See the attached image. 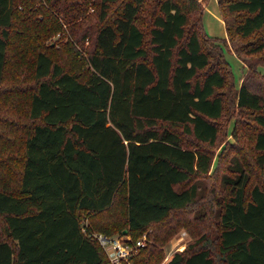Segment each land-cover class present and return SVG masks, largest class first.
Instances as JSON below:
<instances>
[{"label": "trees", "instance_id": "1", "mask_svg": "<svg viewBox=\"0 0 264 264\" xmlns=\"http://www.w3.org/2000/svg\"><path fill=\"white\" fill-rule=\"evenodd\" d=\"M51 2L0 0V88L10 79V61L15 77L35 81L26 91L28 121L2 123L23 127L25 135L18 166L0 165L7 237L0 240V264H108L91 232H125L136 242L172 212L198 202L200 186L184 185L211 172L210 147L220 139L228 104L223 88L229 78L237 84L220 43L227 40L204 28L205 0H78L79 16L92 4L100 20L94 50L76 51L89 69L84 78L79 64H63L40 38L70 22L59 1ZM115 3L121 8L110 17ZM219 4L234 53L248 65L236 102L255 125L253 160L264 182V93L251 88L259 71L247 58L264 51V0ZM39 7L36 31L16 28L18 20L38 18ZM14 31L31 43L16 44ZM238 39L254 40L244 46ZM241 130L233 133L238 144ZM229 167L235 173L224 178L230 195L218 213V234L203 233L169 264H264V187L251 185L252 172L240 159ZM148 245L135 264H157L151 261L157 246L146 256Z\"/></svg>", "mask_w": 264, "mask_h": 264}, {"label": "rangeland", "instance_id": "2", "mask_svg": "<svg viewBox=\"0 0 264 264\" xmlns=\"http://www.w3.org/2000/svg\"><path fill=\"white\" fill-rule=\"evenodd\" d=\"M55 1L57 0H52L51 3L53 4ZM58 1L60 10L66 12V16L70 22L66 25L62 23L63 28L61 31H56L57 33L51 34L48 37L42 35L40 38L44 42L45 47H53V49L59 51L60 62L63 64L65 63L67 66L79 64L81 66L79 71L80 76L84 78L86 72L89 73V69L88 66L84 64L85 62L83 59L78 58L79 56L76 54V51L78 52L79 50L83 54L88 55L94 50L96 45L95 32L96 28L100 25L98 8L97 6L88 4L90 7L89 11L85 12V15L79 16L84 9L82 8L83 6H80L78 0ZM121 4L122 3H115L112 5L110 17L118 13ZM37 6H39V3H37ZM45 6L48 7L49 5ZM42 14L39 7L36 15H39L38 18L36 17L31 21L29 20L28 22H30V24L26 21L18 20L15 26L16 28L19 26H28L27 30L36 31L33 23L36 22L38 24V22L41 21L39 18L42 19ZM26 15L21 14L19 17ZM45 21L51 22L49 17ZM203 24L209 36L221 39L225 38L227 40L224 41L225 43L223 42L224 44L222 42L220 43L224 46L226 59L232 66L237 87H232L233 81L229 78V84L223 88L228 104L224 116L219 120V125L221 127L220 139L215 146L210 147L214 153V163L211 172L207 176H200L184 185L188 186L189 184L197 183L200 186L201 189L198 202L182 211L172 212L163 222L153 225L144 233L148 235L150 231L154 232L151 240L149 238L147 242V245H149L146 248L145 255L147 256L153 244H156L157 254L151 261L154 262L158 260V262H156L157 264L162 263L167 258L171 260L177 252H184L187 248V250H189V246L195 243L203 233L216 232L218 234V222L220 221L218 213L221 211L225 200L230 195V187L224 183V178L225 176H233L232 174L235 173L234 170L229 167L230 163H234L240 159L245 166L251 170L250 172H252L253 177L251 185L260 184L264 187V182L259 174L260 169L254 165L253 160L252 136L254 135L253 132H255V125L252 123L250 112L239 108L236 102V95L239 90L237 88H240L242 77L245 73L243 69H247L248 65L243 61L242 63L241 59L234 53V43H232L227 36L219 0H205ZM21 38L22 35L14 31V42L16 44H18V42L31 43L29 37L24 38V41H21ZM254 39H246L245 41L238 39V41L241 45L245 46L246 43L252 42ZM13 53L15 52L11 51L10 55ZM247 58L256 65L255 68H258L259 71L253 75L250 80L251 88L253 91L264 93V51L256 55L247 56ZM218 62V59H214L215 64H218ZM29 63V61H26L23 67L29 65ZM11 64L12 62L10 61L8 68L10 79H7L4 86L0 88V165L2 161L7 162L8 165H10V163L15 164L16 162L14 160L21 157V141L25 132L21 131L23 127H16V125L23 126L22 124L28 121L27 108L29 105V94L26 91L33 89L35 83L31 78L15 77L14 74L15 72L17 73L18 68H16L14 63L12 66ZM14 101L18 102L17 106L22 110L21 116L18 109L15 107L16 102ZM5 122H15L16 125H6L7 123L2 124ZM242 122H244L245 128ZM237 127L243 128L241 134L243 135L242 140L244 142L240 141V144H238L239 142L236 141L233 135ZM180 130L181 128H178V131ZM183 138L187 146L194 145L192 144L194 140L191 136L183 135ZM16 165L18 166V163H16ZM179 188H182V185ZM4 230V220L0 217V240L7 238ZM183 231L187 232L188 235L184 240V245L180 247L178 244V237ZM95 232L97 233V231H94V233ZM124 234L126 233L120 232L117 235ZM159 234L162 236V239L156 240L155 238V241L154 237ZM110 253L113 254V249L110 250Z\"/></svg>", "mask_w": 264, "mask_h": 264}, {"label": "built area", "instance_id": "3", "mask_svg": "<svg viewBox=\"0 0 264 264\" xmlns=\"http://www.w3.org/2000/svg\"><path fill=\"white\" fill-rule=\"evenodd\" d=\"M178 244L184 245L187 232L183 231L179 234ZM91 237L95 239L105 251L108 257V264H135L133 258L140 252L141 248L147 245L149 237L144 234L136 242L132 240V236L128 234L108 236L101 232H91ZM113 249V254L110 250ZM170 258H167L160 264H169Z\"/></svg>", "mask_w": 264, "mask_h": 264}, {"label": "crops", "instance_id": "4", "mask_svg": "<svg viewBox=\"0 0 264 264\" xmlns=\"http://www.w3.org/2000/svg\"><path fill=\"white\" fill-rule=\"evenodd\" d=\"M241 62H242V60H241ZM85 225L88 226V221L87 220L85 221ZM115 236H117V235H115Z\"/></svg>", "mask_w": 264, "mask_h": 264}]
</instances>
